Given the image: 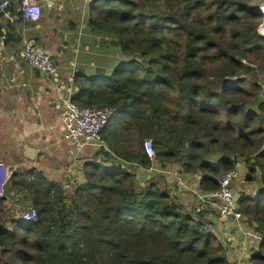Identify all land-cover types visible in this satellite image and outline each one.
<instances>
[{"label":"trees","instance_id":"trees-1","mask_svg":"<svg viewBox=\"0 0 264 264\" xmlns=\"http://www.w3.org/2000/svg\"><path fill=\"white\" fill-rule=\"evenodd\" d=\"M263 1L93 0L91 28L111 34L126 59L110 74H76L73 100L111 109L101 132L108 149L82 163L67 193L25 171L16 184L35 220L5 215L0 197V264H230L205 212L186 211L164 175L148 170L154 162L199 173L205 192L244 165L254 191L237 208L262 236L252 259L264 264V101L255 77L264 66Z\"/></svg>","mask_w":264,"mask_h":264},{"label":"crops","instance_id":"crops-1","mask_svg":"<svg viewBox=\"0 0 264 264\" xmlns=\"http://www.w3.org/2000/svg\"><path fill=\"white\" fill-rule=\"evenodd\" d=\"M92 1L38 0L41 15L36 21L20 17L17 0H11V17L0 12V162L8 167V177L11 176L0 196L4 198L5 215H19L30 206L25 191L16 184L25 171H40L49 180L61 183L65 191L70 190L75 184L74 176L81 179L82 163L97 152L90 146L78 149L64 139L62 107L50 78L19 54L25 43L48 51L62 67L63 77H71L73 82L78 73L93 76L101 70L110 74L126 57L112 42L111 34L91 28ZM255 77L264 101V66L255 69ZM105 148L108 149L106 143ZM236 168L242 172L245 169L240 163ZM166 170L164 182L171 196L188 212H205L201 221L213 232L230 264H257L252 256L260 250L262 236L255 231V224L221 216L215 206L200 200L198 193L205 191L200 188L199 173H180L176 163L169 164ZM243 175L232 182L237 197L254 191Z\"/></svg>","mask_w":264,"mask_h":264},{"label":"built area","instance_id":"built-area-1","mask_svg":"<svg viewBox=\"0 0 264 264\" xmlns=\"http://www.w3.org/2000/svg\"><path fill=\"white\" fill-rule=\"evenodd\" d=\"M20 16L25 21H36L41 15V6L38 0H17ZM264 1L261 3V5ZM11 0H0V12L11 17L9 7ZM20 56L28 62L35 70L40 71L50 78V81L58 94V100L62 109L61 122L64 129L63 137L70 144L78 149L91 148L100 151L105 148V141L102 138V129L104 128L111 109L97 105L80 106L73 100L77 89L71 77H63L61 66L55 63L48 51L40 50L34 45L25 43L19 51ZM245 62L244 59H242ZM144 148L147 156L154 159V149L150 139L144 142ZM166 174V169H161L154 162L148 169ZM244 172L239 168L219 173L215 179L218 189L210 192L198 193L202 201L209 202L215 206L217 213L221 216H228L234 220L246 219L238 210V197L234 193L232 182L240 178ZM9 169L0 162V196L3 195V186L7 181ZM244 176V175H243ZM79 178L77 177V181ZM219 201V204H217ZM18 217L21 220H35L37 217L34 207L29 206L22 211ZM235 264V263H233Z\"/></svg>","mask_w":264,"mask_h":264},{"label":"water","instance_id":"water-1","mask_svg":"<svg viewBox=\"0 0 264 264\" xmlns=\"http://www.w3.org/2000/svg\"><path fill=\"white\" fill-rule=\"evenodd\" d=\"M106 159H109V158L108 157L104 158V160H106ZM110 161L111 162H121V163H125L124 161H121L118 158H110ZM67 182H69V181H67ZM67 186H68V183H65V187H67ZM64 193H66V191H64Z\"/></svg>","mask_w":264,"mask_h":264},{"label":"rangeland","instance_id":"rangeland-1","mask_svg":"<svg viewBox=\"0 0 264 264\" xmlns=\"http://www.w3.org/2000/svg\"><path fill=\"white\" fill-rule=\"evenodd\" d=\"M245 62H246V61H245ZM74 181H77V180L75 179V176H74ZM169 181H170V180H169ZM169 181H168V182H169Z\"/></svg>","mask_w":264,"mask_h":264}]
</instances>
